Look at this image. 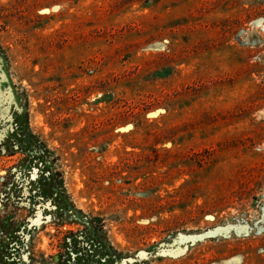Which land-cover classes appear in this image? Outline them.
Returning a JSON list of instances; mask_svg holds the SVG:
<instances>
[{"label": "rangeland", "instance_id": "374dc122", "mask_svg": "<svg viewBox=\"0 0 264 264\" xmlns=\"http://www.w3.org/2000/svg\"><path fill=\"white\" fill-rule=\"evenodd\" d=\"M0 264H264V0H0Z\"/></svg>", "mask_w": 264, "mask_h": 264}]
</instances>
